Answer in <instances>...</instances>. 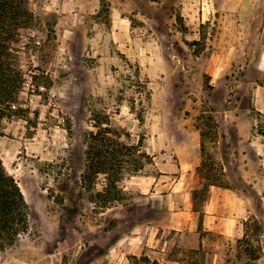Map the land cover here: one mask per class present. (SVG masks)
I'll return each mask as SVG.
<instances>
[{
	"label": "rangeland",
	"instance_id": "374dc122",
	"mask_svg": "<svg viewBox=\"0 0 264 264\" xmlns=\"http://www.w3.org/2000/svg\"><path fill=\"white\" fill-rule=\"evenodd\" d=\"M27 1L0 157L28 223L0 264H264V155L251 153L249 185L234 126L249 110L264 136V67L248 62L264 0L215 2L210 18L205 0ZM253 186L262 199L243 238L206 231L216 188Z\"/></svg>",
	"mask_w": 264,
	"mask_h": 264
},
{
	"label": "crops",
	"instance_id": "0c3cea01",
	"mask_svg": "<svg viewBox=\"0 0 264 264\" xmlns=\"http://www.w3.org/2000/svg\"><path fill=\"white\" fill-rule=\"evenodd\" d=\"M208 3L209 18L212 13L217 11L215 2L229 1L230 8L234 12L244 10V2L248 0H205ZM212 16L215 17L212 14ZM207 17L204 14V19ZM206 21V20H205ZM251 55L248 62L264 67V9L261 10V15L256 19V27L254 37L251 41ZM222 64L229 61L228 56L219 59ZM264 69V68H263ZM253 105L255 110L264 115V87L258 86L253 91ZM263 118V116H261ZM256 119L248 112L244 116L236 119L235 127L238 130L239 136L237 139L238 145L244 146L245 159L248 161L242 165L243 177L249 185L254 184L250 179L251 175V153L254 155H264V136H252V129L256 126ZM264 172V171H263ZM253 174V173H252ZM215 188V187H213ZM216 195L208 201L205 207V218L208 232H217L218 234L227 238H243L245 236L246 223L254 222L258 219V206L256 203L257 196H250L241 189H223L216 188ZM256 195H260L255 186L252 187ZM259 196V197H260ZM260 200L262 198H259ZM190 215L189 211H175L172 216L173 227L177 230H183L187 227V217Z\"/></svg>",
	"mask_w": 264,
	"mask_h": 264
},
{
	"label": "trees",
	"instance_id": "16d2710c",
	"mask_svg": "<svg viewBox=\"0 0 264 264\" xmlns=\"http://www.w3.org/2000/svg\"><path fill=\"white\" fill-rule=\"evenodd\" d=\"M31 18L27 0H0V125L6 111L18 108L16 102L23 88V74L16 72L17 69L12 70L10 64L14 46L23 43L21 32L28 28ZM16 51L20 53V50ZM95 137L92 134L89 138L91 146L96 145L98 138ZM99 142L102 146L103 141ZM94 155L101 157L99 152ZM106 165L109 163H104L102 173L105 175L108 174ZM255 200L258 202L259 197ZM103 202L107 204V199ZM27 223L28 209L21 188L0 157V250L13 246L26 231Z\"/></svg>",
	"mask_w": 264,
	"mask_h": 264
}]
</instances>
